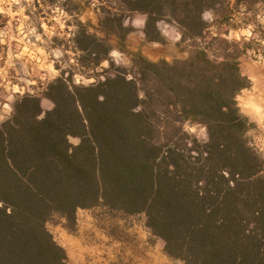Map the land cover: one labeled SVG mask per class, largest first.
<instances>
[{
  "label": "trees",
  "instance_id": "16d2710c",
  "mask_svg": "<svg viewBox=\"0 0 264 264\" xmlns=\"http://www.w3.org/2000/svg\"><path fill=\"white\" fill-rule=\"evenodd\" d=\"M32 5L63 12L69 37L58 76L17 94L0 122V264H67L48 224L73 229L79 209L139 217L183 264H264V156L237 100L251 85L240 58L264 42V0ZM86 11L96 24L81 19ZM135 15L145 16V42L165 44L164 23L186 56L128 51ZM243 30L251 36L231 37ZM115 49L130 67L115 63ZM188 126L204 128L206 140Z\"/></svg>",
  "mask_w": 264,
  "mask_h": 264
},
{
  "label": "rangeland",
  "instance_id": "374dc122",
  "mask_svg": "<svg viewBox=\"0 0 264 264\" xmlns=\"http://www.w3.org/2000/svg\"><path fill=\"white\" fill-rule=\"evenodd\" d=\"M37 10L32 0H0V122L11 115L17 94L38 92L40 85L58 76L56 64L65 67L59 45L61 37L68 38L69 34L60 31L69 18L59 9L51 10L50 15L46 12L48 8L39 13ZM205 17L210 15L207 13ZM81 19L96 24L91 11H86ZM144 20L145 16L135 15L128 21L135 28L126 39L128 51L141 52L151 60L171 61L186 56L176 47L178 33L164 23L159 26L167 42H145ZM259 21L264 24V15ZM241 35L251 36L248 30H243L231 37ZM252 47L253 50L240 58L241 72L249 78L251 85L238 95L237 100L241 111L255 124L249 136L253 146L264 156V42L255 39ZM111 57L117 65H131L128 53L115 49ZM106 66L107 63H103V67ZM76 81L89 83L92 80L77 76ZM42 106L48 109L51 103L42 99ZM187 129L200 140H206L204 128L188 126ZM70 141L78 143L77 138ZM48 229L65 250L67 264H183L165 254L164 242L152 237L139 217H122L102 209H79L73 229H68L63 222L50 223Z\"/></svg>",
  "mask_w": 264,
  "mask_h": 264
},
{
  "label": "crops",
  "instance_id": "0c3cea01",
  "mask_svg": "<svg viewBox=\"0 0 264 264\" xmlns=\"http://www.w3.org/2000/svg\"><path fill=\"white\" fill-rule=\"evenodd\" d=\"M144 16V15H143ZM145 21V20H144Z\"/></svg>",
  "mask_w": 264,
  "mask_h": 264
}]
</instances>
